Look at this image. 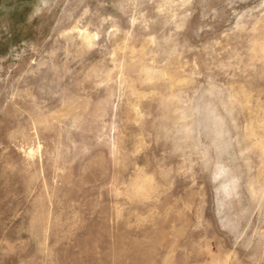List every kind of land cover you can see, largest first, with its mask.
I'll list each match as a JSON object with an SVG mask.
<instances>
[{"label":"rangeland","instance_id":"rangeland-1","mask_svg":"<svg viewBox=\"0 0 264 264\" xmlns=\"http://www.w3.org/2000/svg\"><path fill=\"white\" fill-rule=\"evenodd\" d=\"M0 264H264V0H0Z\"/></svg>","mask_w":264,"mask_h":264}]
</instances>
